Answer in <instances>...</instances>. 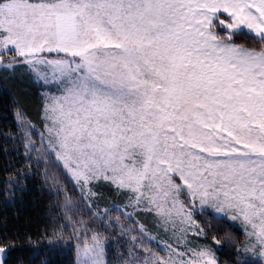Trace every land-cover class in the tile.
<instances>
[{"label":"rangeland","instance_id":"1","mask_svg":"<svg viewBox=\"0 0 264 264\" xmlns=\"http://www.w3.org/2000/svg\"><path fill=\"white\" fill-rule=\"evenodd\" d=\"M239 31L264 38V0L0 3V64L46 86L40 142L105 225L78 231L77 264H108L106 223L136 232L118 264H219L197 242L202 210L238 223L242 260L264 264V51L232 44ZM100 179L124 206L94 207Z\"/></svg>","mask_w":264,"mask_h":264},{"label":"trees","instance_id":"2","mask_svg":"<svg viewBox=\"0 0 264 264\" xmlns=\"http://www.w3.org/2000/svg\"><path fill=\"white\" fill-rule=\"evenodd\" d=\"M227 19L222 15L213 26L224 41L221 32L225 30L218 22ZM231 41L249 51H264V38L257 39L245 31L233 32ZM45 90L26 64H0V248L7 250L4 264H77L76 248L83 240L78 239V231H106L40 142L36 130L44 131L45 127ZM92 190L96 193L94 207L99 210L124 206L128 200L127 191L102 179L92 184ZM154 217L142 210L134 213L135 220L150 233L157 231ZM122 220L124 226L135 228L132 220ZM196 220L204 235L197 242L214 247L219 264H262L242 260L239 249L245 235L238 223L217 218L209 210H202ZM106 225L111 237L108 264H118L121 257L128 258L136 232L125 234L122 225Z\"/></svg>","mask_w":264,"mask_h":264},{"label":"water","instance_id":"3","mask_svg":"<svg viewBox=\"0 0 264 264\" xmlns=\"http://www.w3.org/2000/svg\"><path fill=\"white\" fill-rule=\"evenodd\" d=\"M7 259V250L0 248V264H4Z\"/></svg>","mask_w":264,"mask_h":264},{"label":"crops","instance_id":"4","mask_svg":"<svg viewBox=\"0 0 264 264\" xmlns=\"http://www.w3.org/2000/svg\"><path fill=\"white\" fill-rule=\"evenodd\" d=\"M257 79L261 80L259 77H257Z\"/></svg>","mask_w":264,"mask_h":264}]
</instances>
